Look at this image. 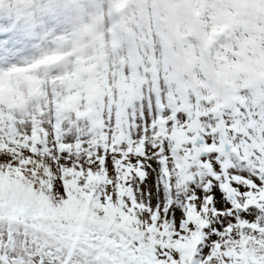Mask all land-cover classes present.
Returning <instances> with one entry per match:
<instances>
[{"label":"snow or ice","instance_id":"6c2138e0","mask_svg":"<svg viewBox=\"0 0 264 264\" xmlns=\"http://www.w3.org/2000/svg\"><path fill=\"white\" fill-rule=\"evenodd\" d=\"M0 264H264V0H0Z\"/></svg>","mask_w":264,"mask_h":264}]
</instances>
